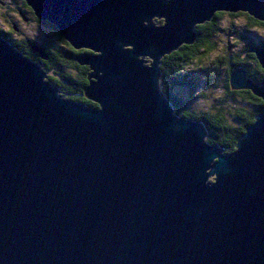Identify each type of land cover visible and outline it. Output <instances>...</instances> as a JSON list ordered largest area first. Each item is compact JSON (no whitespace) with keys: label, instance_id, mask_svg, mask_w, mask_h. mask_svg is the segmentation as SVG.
Wrapping results in <instances>:
<instances>
[{"label":"water","instance_id":"obj_1","mask_svg":"<svg viewBox=\"0 0 264 264\" xmlns=\"http://www.w3.org/2000/svg\"><path fill=\"white\" fill-rule=\"evenodd\" d=\"M24 1L87 51L97 108L61 97L0 33V264H264V111L226 155L160 86L196 26L264 23V0ZM229 83L264 101L245 70Z\"/></svg>","mask_w":264,"mask_h":264},{"label":"trees","instance_id":"obj_2","mask_svg":"<svg viewBox=\"0 0 264 264\" xmlns=\"http://www.w3.org/2000/svg\"><path fill=\"white\" fill-rule=\"evenodd\" d=\"M5 6L10 7V13L5 15L8 21L7 30L10 32L0 30L4 38L27 59L41 62L47 81L57 89L61 97L97 108L96 104L84 96L89 69L76 61L87 51L73 49L53 25L37 20L24 0H0V7ZM226 15L231 18H245L246 25L240 31L236 30L234 24L227 30L234 29L231 34L237 40L238 48L232 51L228 47L225 55L215 58L207 65L204 60L210 59L218 49L213 40L215 34L221 30L217 27V21ZM24 18L46 27L47 30L39 38H31L20 32L17 40L13 39L12 32L17 26L15 21H23ZM195 33L193 44L183 45L161 59V91L176 115L202 123L206 130V143L217 146L227 155L235 150L237 139L253 124L255 116L264 111L263 100L248 90H233L229 83L231 73L240 68L245 70L248 79L255 82L264 80V69L254 52L264 50V23L246 13L217 12L211 21L196 26ZM34 46L41 50L45 59L33 50ZM236 47L235 45L234 48ZM174 88L183 90L178 92ZM174 91L186 96L188 102L177 98ZM206 91H209V95L218 96L212 99L213 103H208V108L193 107L191 100L196 99L199 94L201 101H196L206 103L209 96L204 94Z\"/></svg>","mask_w":264,"mask_h":264},{"label":"rangeland","instance_id":"obj_3","mask_svg":"<svg viewBox=\"0 0 264 264\" xmlns=\"http://www.w3.org/2000/svg\"><path fill=\"white\" fill-rule=\"evenodd\" d=\"M6 8H9V9H6ZM6 8L0 7V30H2L4 32L8 31L7 30V26H8L7 22L8 21L5 17V15H8V13H10V7H6ZM11 11H13V10L11 9ZM224 13L232 14V13H228V12H224ZM233 14H236V13H233ZM15 22L17 23V26L19 27L21 32L24 35H27L31 38H39L41 36V34L47 30L46 27L38 25L37 23H34V22H30L27 24H24L22 21H18V20H16ZM231 24H234L236 30L240 31L246 25L245 24V18H243L242 16L236 17V18H231L230 16L226 15L217 21V27H219L221 30L219 31V33L217 32L215 34L216 36L213 40L217 43L218 49L215 52V54L212 55V57L210 59L207 58L206 60H204L207 65H209L210 62L212 60H214L215 58L225 55L229 49L228 47H231L232 51H234L235 49L238 48L237 40L233 39L234 36H232V34H231V31L234 32V29H231L230 31L227 32V30L231 28L230 27ZM17 38L18 37L13 36V39H17ZM235 45L237 46L236 48H234ZM181 89L183 90V88H179L177 91L179 92ZM178 92L174 91L173 94L176 95L177 98H180L181 100L188 102L186 96H184L181 92H180L181 94H177ZM204 94L209 95V91L204 92ZM196 95H197V93L194 94L193 97H195ZM198 96L196 97V99L191 100L192 101L191 105H193V107H195L197 109H203L205 107L208 108V106H209L208 103H213L212 99L218 95H209L208 100H206V103L197 102L196 100L201 101V98Z\"/></svg>","mask_w":264,"mask_h":264},{"label":"flooded vegetation","instance_id":"obj_4","mask_svg":"<svg viewBox=\"0 0 264 264\" xmlns=\"http://www.w3.org/2000/svg\"><path fill=\"white\" fill-rule=\"evenodd\" d=\"M5 7H6V6H5ZM22 22H23L24 24H27V23H30V22H33V21H32V20H29V19H26V18H24ZM155 22H156L157 24L161 23L160 21H157V20H155ZM15 29H16V30H15V31H13V32H12V34H14V36H15V37H18L17 35H18V34H20L21 30L19 29V27H18V26H16V27H15ZM9 32H10V30H8V33H9ZM5 33H7V31H6ZM8 36L10 37L11 35H10V34H8ZM11 37H12V36H11ZM15 40H17V39H15ZM36 48H38V47H36ZM174 90H176V91H177V89H175V88H174Z\"/></svg>","mask_w":264,"mask_h":264}]
</instances>
